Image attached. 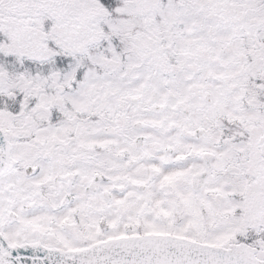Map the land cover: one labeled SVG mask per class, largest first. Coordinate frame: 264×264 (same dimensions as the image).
<instances>
[{
    "label": "snow or ice",
    "instance_id": "6c2138e0",
    "mask_svg": "<svg viewBox=\"0 0 264 264\" xmlns=\"http://www.w3.org/2000/svg\"><path fill=\"white\" fill-rule=\"evenodd\" d=\"M0 264H264V0H0Z\"/></svg>",
    "mask_w": 264,
    "mask_h": 264
}]
</instances>
